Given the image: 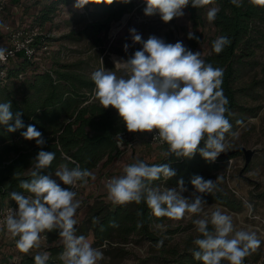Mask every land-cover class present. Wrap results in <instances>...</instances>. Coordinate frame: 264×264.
Segmentation results:
<instances>
[{
	"label": "clouds",
	"instance_id": "1",
	"mask_svg": "<svg viewBox=\"0 0 264 264\" xmlns=\"http://www.w3.org/2000/svg\"><path fill=\"white\" fill-rule=\"evenodd\" d=\"M117 0H107L111 5ZM123 0L122 3H130ZM241 7L243 0H230ZM91 0H74V8L83 9ZM105 4V0H100ZM146 16L159 14L163 22L182 17L184 9L203 8L214 0H142ZM255 6L264 8V0H250ZM220 9L210 7L207 19L212 22ZM5 25L0 23V28ZM133 43H142V49L134 52L126 60L114 61L115 67L122 71L101 68L91 74L95 85V96L105 108L116 110L120 121L129 133L153 132L168 145L164 155L191 159L197 152L209 162H213L225 150L226 133L232 125L226 116L229 111L228 99L221 87L224 70L207 63L201 52H193L182 41L166 43L162 38L150 36L146 41L135 28L129 30ZM188 39L199 40L193 32ZM231 43L227 36L213 41V51L217 54ZM129 45H124L127 51ZM11 55L8 49L0 46V61ZM22 113L12 112L11 101L0 103V125L8 132L24 127ZM14 121V123H10ZM232 136L237 133L232 132ZM25 140L35 141L41 148L32 161L30 180H22L19 187L23 193H10L11 200L18 206L9 209L4 218L7 232L15 241L16 248L28 253L40 247L41 234L58 230L63 242V251L58 254L62 264H98L104 258L103 252L92 246L84 235H77L75 218L81 205L77 193L69 187H62L51 174L41 172L51 166L55 153L44 151L46 144L42 133L34 125L21 132ZM203 144V147L200 145ZM123 175L112 177L105 185L107 198L114 204L146 202L152 215L157 218L181 219L186 213L201 214L202 218L193 221L201 235L194 239L197 250L194 258L202 264H244V259L261 245L254 231L237 230L233 217L216 207L210 213L204 212L206 202L199 195L190 200L182 195L187 189L183 179L176 188L153 186L152 181L164 178L165 181L176 176L168 164L149 165L137 160L125 165ZM65 186H75L77 182L87 183V178L95 179L94 174L81 168L79 164L69 168L60 165L54 173ZM197 193H211L215 181L201 176L191 179ZM24 192L28 193L25 195ZM209 224L213 230H209ZM113 227L117 226L114 222ZM103 230V228L101 229ZM163 240L158 241L161 246ZM50 253L42 252L34 256V264H47Z\"/></svg>",
	"mask_w": 264,
	"mask_h": 264
},
{
	"label": "trees",
	"instance_id": "2",
	"mask_svg": "<svg viewBox=\"0 0 264 264\" xmlns=\"http://www.w3.org/2000/svg\"><path fill=\"white\" fill-rule=\"evenodd\" d=\"M73 1L37 0L40 6L32 14L29 27H40L44 30L48 22H53L60 6ZM122 2L123 0H117L107 5V0L105 4L98 0L95 2L92 22L82 30L69 31L62 39L78 42L88 38L94 42V46L100 45L101 34L107 35L112 26L136 6L135 0L127 4ZM213 4L220 11L212 22L204 17L205 7L188 6L194 27L193 33L199 40H190L187 37V47L194 49L207 40L211 51L203 59L224 70L221 87L229 102L226 116L232 130L246 121L247 117L256 116L260 110V105L250 106L249 101L264 99V8L253 5L250 0H243L241 7H236L230 0H214ZM208 24L214 28L215 35L206 37L204 29ZM220 36H227L231 43L217 54L212 45ZM44 37L48 42L52 38L47 34ZM137 50L140 48H135V51ZM46 60L35 62L19 55L6 66V75L0 76V103L11 101L13 114L21 112L24 124L23 128L11 133L7 131L6 126L0 125V213L10 207H18L15 201L11 200L10 193H23L19 184L22 180L31 179L32 161L41 150L34 140H25L21 136L27 126L34 125L42 133L46 140L44 151L56 154L51 166L42 170L41 174H51L62 187L71 189L73 186H64L54 175L60 165L67 164L72 168L79 164L81 168L93 173L101 164L108 166L118 159L123 154L119 142L128 144V136L134 138L137 134L126 130L115 109H105L100 104L95 96L91 73L83 66L84 62L53 60L51 66H45L43 63L47 62ZM33 65L35 66L31 68ZM28 69L31 74H27ZM163 147L166 152L168 145ZM200 147H203V144ZM232 156H218L215 161L209 162L197 152L191 159L177 158L174 155L167 158L164 155L155 161L144 162L149 165L168 164L176 172V176L167 181L164 178L152 181L153 186L174 188L177 187L178 181L183 179L186 189H195L191 184L194 176L213 181L218 179L211 193L199 195L203 200L219 203L231 210H240L243 202L227 188L224 176L220 173L223 164ZM90 178H87V181ZM77 184L81 186L85 183ZM24 194L28 195L26 192ZM89 210L86 217L75 225L76 234L85 237L91 234L96 246L110 243L113 250L108 251L109 254L117 252V256L123 257L128 252L122 245L129 243L132 237L149 240L152 244L158 243L161 238L157 236L155 226L167 218L152 215L144 201L114 204L97 200ZM113 222L117 226L113 227ZM41 237L46 238L48 246L33 248L37 249L33 252H19L18 264H34V256L45 250L50 253L47 264H62L58 254L63 251L64 246L58 230L42 233ZM190 249L187 247L182 253L174 250L172 253L175 257L164 260L169 261V264H202L192 254L193 250H197L196 246ZM7 261L9 254L0 248V264ZM244 264L253 263L246 261Z\"/></svg>",
	"mask_w": 264,
	"mask_h": 264
},
{
	"label": "rangeland",
	"instance_id": "3",
	"mask_svg": "<svg viewBox=\"0 0 264 264\" xmlns=\"http://www.w3.org/2000/svg\"><path fill=\"white\" fill-rule=\"evenodd\" d=\"M135 1L136 6L133 11L126 13L119 22L115 23L107 35L101 34L102 41L98 46H94V42L88 38L78 42H69V40L62 39L69 31L82 30L92 22L95 2H98V0H91L92 3L86 5L83 9L74 8V1L68 5L60 6L53 22H48L44 27L45 33L52 38L50 40L51 55L42 56V60L48 59L43 65L51 66L53 60L60 62L81 61L84 62L83 66L91 74L96 70L105 68L106 70L115 71L118 76L122 75V71L115 67L114 61L128 59L134 54L135 48L141 50L143 46L142 43H133L129 32L132 28L137 30L143 41H146L150 36H156L162 38L166 43L174 44L177 41H182L187 47L188 33L194 31L188 6L184 9L182 17L173 18L170 22L165 23L159 14L146 16L143 11L145 5L142 0ZM5 3V9L0 14V23L10 28L31 26L32 14L40 6V4H37V0H5ZM210 7L217 6L215 4L205 6L203 9L205 18H207V11ZM5 27L1 30L6 37ZM214 33V28L211 24H208L204 29V35L209 37L215 35ZM125 44L129 45L127 51L124 50ZM189 49L193 52H201L202 58L211 51V48L207 45V40L194 49ZM31 73V70L28 69L27 74ZM248 105H260L261 108L256 116L247 117L246 121L226 133L224 151L244 146L255 151L253 158L249 166L246 167L244 154L242 152L237 153L229 158L227 163L223 164L224 166H222L220 172L224 176L227 188L243 202L242 209L231 210L219 203L204 200L206 202L204 212L210 213L216 207H219L233 217L237 230L245 229L256 232L257 238L261 240V245L245 257L244 262L262 264L264 262V99L249 101ZM232 132L237 133V135L232 136ZM138 139H141V141ZM128 140V144H124L122 141L119 143L123 149V154L118 159L108 166L101 164L93 172L95 179L90 178L87 183L79 186L76 198L81 201V205L75 215L78 222L86 217L88 211H90V206L97 200H104L106 203L111 202L107 198L105 185L112 177L123 175L125 165L137 160L148 162L153 157L157 159L164 156V147L150 142L149 132L137 133L134 138L130 135ZM217 181L218 179L215 180V182ZM199 194L195 189H187L182 193L184 197L190 200L194 195ZM202 217L203 213H186L181 219L166 218L162 223L155 226L157 236L163 240L161 246H157L158 243L152 244L149 240L144 241L138 237H132L129 243L122 245L128 252L125 257L117 256V252L109 254L108 251L113 250L110 243L96 246L94 237L91 234L86 238L94 248H98L103 252L104 258L98 264H169V261L164 259H173L175 257L172 253L174 250L182 253L187 247L191 250L190 248L195 246L193 241L201 234L197 232L193 221ZM209 230H213L211 224H209ZM18 238L11 237L5 224L1 227L0 248L3 252L9 254V261L4 264H18L20 251L15 246V241ZM46 242V238L41 237L40 247L48 246ZM37 249L30 251L33 252ZM10 256L12 257L10 258ZM223 262L227 264V261Z\"/></svg>",
	"mask_w": 264,
	"mask_h": 264
},
{
	"label": "built area",
	"instance_id": "4",
	"mask_svg": "<svg viewBox=\"0 0 264 264\" xmlns=\"http://www.w3.org/2000/svg\"><path fill=\"white\" fill-rule=\"evenodd\" d=\"M5 4V0H0V14L4 11ZM4 33L6 37L0 28V46L6 47L11 55H8L5 61H0L1 77L6 75V66L12 61H15L19 55H23L31 61L41 62L43 55H49L51 53L50 42L44 37L46 33L40 27L10 28L7 26L5 27ZM155 135L156 132L154 130L151 132L150 142L158 146H165L166 143L158 138L154 139ZM78 188L79 185L76 184L72 190L77 193ZM11 208L15 209V207H10L1 213L0 229L4 225V218L8 214V210Z\"/></svg>",
	"mask_w": 264,
	"mask_h": 264
},
{
	"label": "water",
	"instance_id": "5",
	"mask_svg": "<svg viewBox=\"0 0 264 264\" xmlns=\"http://www.w3.org/2000/svg\"><path fill=\"white\" fill-rule=\"evenodd\" d=\"M239 152H242L244 154V157H245V166H249L252 158H253V155L255 153L254 150L252 149H247L246 147L244 146H240V147H237V148H234L232 150H228V151H224L222 152L219 157H226V156H232V155H235Z\"/></svg>",
	"mask_w": 264,
	"mask_h": 264
},
{
	"label": "crops",
	"instance_id": "6",
	"mask_svg": "<svg viewBox=\"0 0 264 264\" xmlns=\"http://www.w3.org/2000/svg\"><path fill=\"white\" fill-rule=\"evenodd\" d=\"M138 140L141 141V139H138ZM160 157H162V156H160ZM160 157H158L157 159H159ZM157 159L153 157V158L151 159V161H155V160H157ZM11 257H12V256H10V258H11Z\"/></svg>",
	"mask_w": 264,
	"mask_h": 264
}]
</instances>
